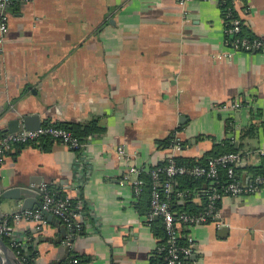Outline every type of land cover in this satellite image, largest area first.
I'll list each match as a JSON object with an SVG mask.
<instances>
[{"label": "crops", "instance_id": "0c3cea01", "mask_svg": "<svg viewBox=\"0 0 264 264\" xmlns=\"http://www.w3.org/2000/svg\"><path fill=\"white\" fill-rule=\"evenodd\" d=\"M235 6L247 35L264 40V0ZM184 8L188 21L179 0H16L10 7L0 53V142L25 114H39L42 125H78L89 142L73 151L40 139L13 146L0 164L1 218L22 207L4 195L10 187L40 202L30 187L44 183L84 199L77 232L61 219L12 223L29 256L24 264H68L71 255L84 264H152L164 240L142 211L149 194L136 197L123 180L128 168L172 155L205 158L226 141L240 151L264 148V48L216 58L229 51L219 0H189ZM93 123L99 131L88 133ZM175 131L180 151L159 144ZM120 146L128 155L118 154ZM262 160L255 154L238 168L245 183ZM200 192L188 202L202 205ZM219 208L217 222L182 228L196 241L192 263L264 264V188L225 195Z\"/></svg>", "mask_w": 264, "mask_h": 264}, {"label": "built area", "instance_id": "2783aa9c", "mask_svg": "<svg viewBox=\"0 0 264 264\" xmlns=\"http://www.w3.org/2000/svg\"><path fill=\"white\" fill-rule=\"evenodd\" d=\"M28 1V0H26ZM189 0H179L183 16L188 21L185 4ZM241 0H219V5L225 20V44L229 51L218 53L216 58H231L235 52H253L264 48V40L259 37H250L243 33V20L236 10V3ZM16 0H0V53L4 51L5 43L9 34V9L15 5ZM240 103H235L240 108ZM44 137H50L60 141L73 151H83L88 147V141H82L71 130L54 126L52 124L42 125L36 130L21 129L18 132L8 134L0 142V164L4 163L7 151L13 146L36 142ZM172 144L168 147L173 151H180L182 148L181 138L175 131ZM120 156L128 155L123 146L118 148ZM264 156V148L255 151H230L207 158L201 164H183L177 162L175 156H170L164 165L148 167L145 165H132L123 176L125 182L133 186L136 197H140L146 184L144 176L151 181L149 197V222L159 218L164 232L165 243L159 249L164 253L165 264H193L195 239L193 236L185 235L183 227L217 222L220 218L218 206L225 195L241 196L256 194L264 188V174H256L253 179L245 183L238 173V168L246 162L247 158ZM178 176H189L193 178L210 179L211 185L207 189V202L202 211L188 213L186 211H175L172 207L173 179ZM30 189L35 190L34 187ZM42 209H27L14 214L5 215L0 219V236L9 239L11 246L16 250L17 256L24 262L26 257L22 254L24 243L15 236L13 222L22 220L35 222L38 227L46 223V214H52L61 219L70 229L77 232L81 228L79 219L84 216V199L72 197L68 194H58L52 191L48 184L39 186ZM188 191H179L177 197L184 198ZM1 206V195H0ZM31 239V238H29ZM70 245V237L64 241ZM71 255V254H70ZM68 264H84L81 258L75 255L69 256Z\"/></svg>", "mask_w": 264, "mask_h": 264}, {"label": "trees", "instance_id": "16d2710c", "mask_svg": "<svg viewBox=\"0 0 264 264\" xmlns=\"http://www.w3.org/2000/svg\"><path fill=\"white\" fill-rule=\"evenodd\" d=\"M246 29L243 25V33L244 35H247L246 33ZM250 36V35H247ZM253 37V36H250ZM44 124H48V122H45ZM54 126H58V127H64L67 128L69 130H71L76 136H78L82 141H85V137L81 136L78 131L76 130L77 128H79L78 125H74L71 123H56V124H52ZM94 126H92L89 130V132H95V131H99V129L97 130V126H95L96 124L93 123ZM253 132V127L246 129L244 135L242 136L243 138L248 136L249 134H251ZM173 135H171L170 137L164 139V140H160L159 144L164 147V148H168L171 144H172V140H173ZM41 141H47L49 139H51L50 137H44L41 138ZM183 144V143H182ZM230 151H238V149L235 148L234 143H229L228 141H226L225 147L220 149V150H214L213 153L210 152L208 153V155L205 158H201V159H193V158H188V157H182V156H175V159L177 160V162L179 163H183V164H198V163H205V161L207 160V158L211 157V156H215L224 152H230ZM262 163L257 166V167H251V171L256 175V174H264V156ZM167 161L159 163L158 165H164ZM146 184L144 186V191L149 194L150 197V191H151V181L150 178H148V176H144ZM211 185V181L210 179H206V178H193V177H189V176H178L175 177L173 179V194H172V207L175 210L174 206H181L183 207L181 211H186L188 213H198L199 211H202L204 209V207L206 206V202H207V189L210 187ZM205 190V191H204ZM179 191H188L187 196H185L184 201H185V205H178L181 200V198L177 197V193ZM201 191V195L203 196V204L202 205H197V204H193L191 202H188L189 200H191V195H194L195 192H199ZM204 191V192H203ZM204 193V194H202ZM61 195V194H60ZM142 196V195H141ZM140 196V197H141ZM179 202V203H178ZM220 205V202L218 204V206ZM147 210V211H146ZM149 201L148 199L145 200V209H143V213L144 212H149ZM151 225H153L154 230L156 231V233L159 236L163 237L164 242L162 241L161 245L163 243H165L166 239H165V232L163 229V226L161 224L160 221L157 220H153L150 222ZM4 240L6 241V243H10L9 239L4 238ZM22 254L27 258L29 257L28 254L26 255L25 251L22 250ZM164 253H159L158 252V258L155 259L152 264H165V259H164ZM81 261L83 262V260L81 259ZM27 262V261H26ZM84 263V262H83Z\"/></svg>", "mask_w": 264, "mask_h": 264}, {"label": "water", "instance_id": "95a60500", "mask_svg": "<svg viewBox=\"0 0 264 264\" xmlns=\"http://www.w3.org/2000/svg\"><path fill=\"white\" fill-rule=\"evenodd\" d=\"M18 127L15 129L13 124L7 132L15 133L18 132L21 127L27 130H36L42 126L41 116L39 114H25L22 119L17 120ZM35 188V187H34ZM37 191L38 188H35ZM4 195L9 199L22 200V207L19 211H24L27 209H42V203L36 200L37 195L27 189H22L19 186L8 188ZM1 212V210H0ZM46 218L54 220L55 222H60V219L54 217L52 214H46ZM2 215L0 216V218ZM157 218V217H156ZM228 227H223L222 230L226 231ZM72 231H75L72 228ZM64 233L66 232L63 231ZM0 264H24V262L17 256V254L12 250L6 243L3 237L0 236Z\"/></svg>", "mask_w": 264, "mask_h": 264}]
</instances>
